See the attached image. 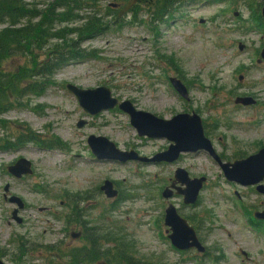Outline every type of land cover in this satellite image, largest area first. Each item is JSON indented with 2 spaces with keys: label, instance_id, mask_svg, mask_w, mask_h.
I'll list each match as a JSON object with an SVG mask.
<instances>
[{
  "label": "rangeland",
  "instance_id": "rangeland-1",
  "mask_svg": "<svg viewBox=\"0 0 264 264\" xmlns=\"http://www.w3.org/2000/svg\"><path fill=\"white\" fill-rule=\"evenodd\" d=\"M26 1L44 7L54 0ZM127 1L90 0L94 6L79 12L81 19L70 28L83 26L94 14L109 23L110 29L82 44L97 51L99 58L60 69L55 85L3 116L11 127H0V137L31 130L46 145L29 143L0 151L1 259L13 264L18 251L9 242L21 237L27 243L23 264H70L67 256L73 249L88 247L84 238L71 234L94 228L112 240L103 252L125 242L132 245L134 259L145 264H264V227L254 225L251 215L264 209V195L227 183L206 152L184 155L172 164L96 160L88 145L91 135L147 158L166 151L171 143L139 137L130 117L118 109L87 114L67 90L68 84L107 87L119 101H131L163 119L195 112L225 161L250 156L264 148V62L257 64L264 50V28L253 21L257 9L261 16L264 0H180L171 17L152 25L146 11L156 0L138 2L137 22L131 13L119 18L121 6H113ZM240 43L246 45L244 52L239 51ZM177 72L190 90L189 101L169 82ZM240 96L258 102L253 107L235 105ZM82 120L86 124L79 128ZM57 139L61 145H52ZM22 158L32 162L34 172L16 180L7 169ZM178 168L191 178L207 179L195 207L184 206L181 196H162ZM106 180L114 183L118 198L108 199L100 190ZM7 185L10 194L25 203L18 213L21 223L12 216L17 205L4 198ZM170 203L197 230L205 254L172 246L164 222Z\"/></svg>",
  "mask_w": 264,
  "mask_h": 264
},
{
  "label": "trees",
  "instance_id": "trees-1",
  "mask_svg": "<svg viewBox=\"0 0 264 264\" xmlns=\"http://www.w3.org/2000/svg\"><path fill=\"white\" fill-rule=\"evenodd\" d=\"M88 2L90 0H54L41 7L43 3L35 1L0 0V27L4 26L0 30V127L2 129L7 130L11 127L3 116L12 110L24 107L29 96L41 95L50 86L55 85L54 75L60 69L76 61L99 58L97 51L84 49L82 44L110 29L109 23H104L97 14H94L83 26L70 28V24L81 19L79 12L94 6L91 3L95 1ZM178 2L180 0H156L149 3L150 7L146 13L151 25L164 22V18L171 17ZM139 12L137 6L130 10L133 22H137ZM254 16V23L261 24L264 28V20L258 9ZM14 61L24 63L15 65ZM179 75L181 78L182 75ZM29 143L46 145L41 136L31 130H24L16 136L0 137V151L8 152ZM51 144L59 146L61 141L57 139ZM86 231L84 240L88 243V247H84L83 250L89 256L83 257L74 252L72 263H90L94 259L105 258L108 264H145L134 259L135 252L131 244L122 242V247L119 245L115 249L108 248L103 252L105 244L112 240H109L105 234L101 236L97 229L86 228ZM14 242L18 241L15 239Z\"/></svg>",
  "mask_w": 264,
  "mask_h": 264
},
{
  "label": "water",
  "instance_id": "water-1",
  "mask_svg": "<svg viewBox=\"0 0 264 264\" xmlns=\"http://www.w3.org/2000/svg\"><path fill=\"white\" fill-rule=\"evenodd\" d=\"M138 2L139 0H128L127 4L121 9L119 18L128 14ZM113 6L115 8L119 7V5ZM238 14L235 13L236 16ZM261 17L264 19V5L261 9ZM245 49L246 45L240 43L239 51L244 52ZM260 57L257 60L258 65L264 62V50ZM239 79L243 81L244 77L240 76ZM170 82L181 97L186 100L190 99L189 90L180 79L172 77ZM67 90L77 98L81 108L87 114L96 116L102 112L118 108L130 117V123L136 129L139 137L166 139L171 143L166 151L157 153L152 158H147L135 151L120 150L114 142L104 136L91 135L88 138V145L99 161L109 160L121 163L137 161L146 164H172L177 162L182 154L186 153L206 152L213 157L216 155L212 141L205 135L203 120L195 112L192 114L181 113L171 119H163L150 112L137 109L131 101H119L113 96L112 90L107 87L82 89L76 85L68 84ZM257 102L255 98L248 96L237 97L234 101L235 105L244 107L255 106ZM85 124L86 122L82 120L78 123V127L82 128ZM217 161L223 168L224 175L228 181L245 187L256 186L257 191L264 194V186L262 185L264 181V148L248 158L236 161L233 164H223L219 158ZM8 171L17 179L32 175L34 172L32 162L25 158L20 159L15 165L9 166ZM206 181L205 177L192 179L185 169L178 168L175 171L174 181L165 188L162 196L164 199L170 200L177 194L183 197L184 205L196 206ZM100 190L108 199H115L119 196V191L110 180H106ZM9 191L10 185H7L5 192L8 193ZM10 203L17 205L18 208L13 211L12 216L14 220L21 223L22 219L18 217V213L24 209V201L17 196H12ZM254 217L258 220H264V211L256 213ZM165 225L170 228L168 238L174 248L182 252L196 250L202 254L206 253V247L200 241L196 229L179 214L177 207L173 203H170L165 210ZM80 237V232L72 234L74 239ZM0 264L7 263L0 260ZM96 264L108 263L100 261Z\"/></svg>",
  "mask_w": 264,
  "mask_h": 264
},
{
  "label": "flooded vegetation",
  "instance_id": "flooded-vegetation-1",
  "mask_svg": "<svg viewBox=\"0 0 264 264\" xmlns=\"http://www.w3.org/2000/svg\"><path fill=\"white\" fill-rule=\"evenodd\" d=\"M137 5V4H136ZM135 5V6H136ZM121 6V9L125 6V5H119V7ZM180 73H178L177 72V75H175V76H172V77H176V78H178V79H180L182 82H183V78L181 77L180 78V75H179ZM172 77H170V79L172 78ZM170 79H169V82H170ZM184 83V82H183ZM184 85H186V84H184ZM187 87V86H186ZM188 88V87H187ZM175 90V89H174ZM188 90H189V88H188ZM190 91V90H189ZM178 93V92H177ZM183 98V97H182ZM184 99V98H183ZM186 100V99H185ZM190 100V99H189ZM189 100H187V101H189ZM119 110V109H118ZM189 114V113H188ZM192 114V113H191ZM213 147H214V145H213ZM214 150H215V148H214ZM261 150V149H260ZM259 150V151H260ZM258 151V152H259ZM199 153H201V152H197V153H186V154H182L181 156H180V159L178 160V161H180L181 160V158H183L184 157V155H188V154H199ZM257 153V152H256ZM215 157H213V156H211L218 164H219V166L221 167V165H220V163L217 161V159L219 158V160L223 163V164H228V163H231V164H233V163H235L236 161H239V160H243V159H246V158H248L249 156H247V157H245V158H243V159H239V160H235L234 162H227V161H225V158L222 156V155H219L218 153H217V151L215 150ZM255 154V153H254ZM253 155V154H252ZM217 156V157H216ZM251 156V155H250ZM97 160V159H96ZM177 161V162H178ZM221 169H222V171H223V168L221 167ZM7 172L9 173V171H8V169H7ZM224 172V171H223ZM9 175H11L10 173H9ZM12 176V175H11ZM13 177V176H12ZM26 177V176H25ZM14 179H16V180H22L23 178H21V179H17V178H15V177H13ZM192 179H194V178H192ZM226 179V182L227 183H231V185H239V184H237V183H235V182H230V181H228V179L227 178H225ZM174 181V179L171 181V183H170V185L172 184V182ZM169 185V186H170ZM262 185L264 186V181L262 182ZM239 186H242V185H239ZM242 187H245V186H242ZM246 188H249V187H246ZM250 188H252V189H254L255 191H256V193H258V194H261V195H264V194H262V193H260V192H258L257 191V187L256 186H250ZM165 190V189H164ZM5 191V190H4ZM11 191V190H10ZM10 191L8 192V193H6L5 192V194H4V198H5V200H8L9 202H10V198L12 197V196H14V195H11L10 194ZM175 196H178L177 194H175L174 195V197ZM173 197V198H174ZM182 197V196H181ZM237 203V204H236ZM239 203L240 202H238V201H236L235 200V203L234 204H236V205H238V207H241L240 205H239ZM184 204V203H183ZM24 205H25V203H24ZM184 206H186V207H188V208H191V207H195V206H188V205H184ZM237 207V206H236ZM24 209H25V206H24ZM178 209V208H177ZM15 210V209H14ZM23 210V209H22ZM166 210V209H165ZM260 210V208H258V210L257 209H255V211L254 212H252L251 213V215H252V217H253V221H254V225H256L257 227H259V228H261V227H264V220H258V219H256L254 216H255V214L256 213H258V212H260L259 211ZM262 211H264V209L263 210H261V212ZM178 212H179V209H178ZM179 214H180V212H179ZM181 215V214H180ZM182 216V215H181ZM183 217V216H182ZM164 222H165V216H164ZM189 222V221H188ZM80 224V223H79ZM191 225V224H190ZM249 225H251V224H249ZM166 226V225H165ZM192 226V225H191ZM252 226V225H251ZM167 227V226H166ZM167 228H169V227H167ZM252 229H254V230H257V231H259L258 230V228H256L255 226H252L251 227ZM170 228L167 230V233L168 234H170ZM197 231V230H196ZM75 233V232H74ZM81 233V237L80 238H84L85 236H86V234H87V231H86V229H84V232H80ZM260 233L261 234H263L264 233V231L263 232H261L260 231ZM73 234V233H72ZM72 234H71V237H72ZM197 234H198V232H197ZM169 236V235H168ZM14 238L15 237H13L12 238V240L9 242V245L10 246H12V245H16V249H17V251H19L18 252V256H16V257H14L13 258V264H23L24 263V260H25V255H24V252H27V250H26V242L24 241V239L23 238H21L20 237V239H22V241H18V242H14ZM19 239V240H20ZM200 239V238H199ZM201 241V240H200ZM18 247H21L20 249L18 248ZM50 249V248H49ZM84 249V247H82V248H78V249H73V251H72V253L71 254H69V256H67L68 257V259H70L69 260V263L70 264H96L97 262H100L102 259H94V260H92V262H90V263H72V254L74 253V252H77L76 254L77 255H80V256H83V257H87V256H89L88 254H87V252L85 251V250H83ZM33 250V249H32ZM49 251H51V250H49ZM81 251V252H80ZM71 256V257H70ZM1 257L3 258L4 257V253H2L1 251H0V260H2L1 259ZM70 257V258H69ZM15 259H18V261H15ZM3 261V260H2ZM4 262V261H3ZM6 263V262H5ZM8 264V263H7Z\"/></svg>",
  "mask_w": 264,
  "mask_h": 264
}]
</instances>
